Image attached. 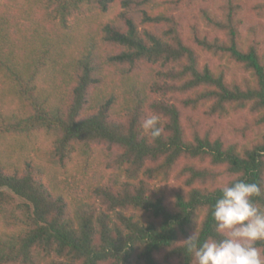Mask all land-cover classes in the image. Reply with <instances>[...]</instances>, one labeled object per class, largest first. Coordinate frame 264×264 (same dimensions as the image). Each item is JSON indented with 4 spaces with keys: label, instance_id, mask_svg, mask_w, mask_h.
Here are the masks:
<instances>
[{
    "label": "trees",
    "instance_id": "1",
    "mask_svg": "<svg viewBox=\"0 0 264 264\" xmlns=\"http://www.w3.org/2000/svg\"><path fill=\"white\" fill-rule=\"evenodd\" d=\"M251 11L264 19V0ZM244 12L0 0V264H192L194 231L222 239L224 185L257 184L264 210L263 24L246 38Z\"/></svg>",
    "mask_w": 264,
    "mask_h": 264
},
{
    "label": "clouds",
    "instance_id": "2",
    "mask_svg": "<svg viewBox=\"0 0 264 264\" xmlns=\"http://www.w3.org/2000/svg\"><path fill=\"white\" fill-rule=\"evenodd\" d=\"M158 123V116H148L141 123L143 132L158 138L163 131ZM220 193L212 216L222 239L201 241L194 231L185 240L192 264H264V253L256 246L257 241H264V210L258 209L252 199L260 194V188L238 180L224 185Z\"/></svg>",
    "mask_w": 264,
    "mask_h": 264
},
{
    "label": "rangeland",
    "instance_id": "3",
    "mask_svg": "<svg viewBox=\"0 0 264 264\" xmlns=\"http://www.w3.org/2000/svg\"><path fill=\"white\" fill-rule=\"evenodd\" d=\"M262 0H244L245 2V12L244 14H247V18L245 19V22L242 26V33L243 35L248 38L249 37V29L254 26H258L259 22H262L263 28L258 26V38H264V19H260L257 17L252 11H251V6L255 3H260ZM202 6V5H201ZM196 12V9H193L190 13V15L194 14ZM264 45V44H263ZM204 59L207 60V62L214 67H216L218 64H221L222 62H219L218 60H215L211 58L209 55H204ZM243 74L242 71L237 70L234 66H230L229 71H228V76H235L236 78H239ZM222 127L225 128V135L226 138L231 142V141H237L235 138L232 129L227 126V125H221Z\"/></svg>",
    "mask_w": 264,
    "mask_h": 264
}]
</instances>
